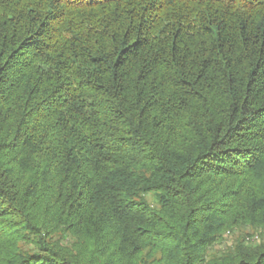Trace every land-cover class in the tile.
Instances as JSON below:
<instances>
[{
	"label": "trees",
	"instance_id": "1",
	"mask_svg": "<svg viewBox=\"0 0 264 264\" xmlns=\"http://www.w3.org/2000/svg\"><path fill=\"white\" fill-rule=\"evenodd\" d=\"M237 229L264 233V0H0V264H264Z\"/></svg>",
	"mask_w": 264,
	"mask_h": 264
},
{
	"label": "rangeland",
	"instance_id": "2",
	"mask_svg": "<svg viewBox=\"0 0 264 264\" xmlns=\"http://www.w3.org/2000/svg\"><path fill=\"white\" fill-rule=\"evenodd\" d=\"M148 199L151 201L152 200V196L149 195L148 196ZM250 236L253 238L252 242H255V243H260V242H263L264 240V233L263 235L262 234H258L257 232H254L252 231L251 229H237L235 230V232H233L231 235L227 234L225 237V242H224V245L225 244H232V242H234L236 239L238 238H241V236L243 237H247V236ZM218 249H220L221 247L220 246H217Z\"/></svg>",
	"mask_w": 264,
	"mask_h": 264
}]
</instances>
